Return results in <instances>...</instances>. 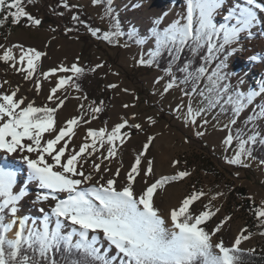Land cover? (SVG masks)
<instances>
[{
	"label": "snow or ice",
	"instance_id": "1",
	"mask_svg": "<svg viewBox=\"0 0 264 264\" xmlns=\"http://www.w3.org/2000/svg\"><path fill=\"white\" fill-rule=\"evenodd\" d=\"M25 2L0 0V27L9 21L18 24L22 18L40 25L41 20L30 15L24 7ZM27 2L31 3V0ZM100 2L93 0V3ZM106 2L105 14L112 17L111 0ZM64 7L68 5L64 4ZM73 20L79 22V17L74 16ZM162 25L163 17L153 21L150 36L154 38L155 50L150 53L152 59L145 61L141 58L139 63L150 65L156 57L168 55L169 67L165 71L170 79L164 91L179 84L190 85L183 95L190 101L192 97L199 96L204 102L203 107L195 109L191 102L187 106L183 103L177 105L176 112L186 107L185 119L188 122L195 124L209 109L219 108L222 113L231 110L229 123L235 125L237 118L256 97H264V82L258 90H242L244 74L234 71L230 64L231 58L246 50V44L258 36L264 37V0H186L185 9L178 18ZM113 28L114 31L103 33L104 40L112 42L114 37L122 35L132 39L137 34L135 28L127 33L121 31L118 20ZM91 31L93 35L100 33L99 28ZM137 43H143V40ZM13 47L21 48L18 59L12 47L0 44L4 49L0 61L16 72L25 73V80H33L37 62L45 54L34 48L23 50L22 46ZM185 51L190 58L176 68L182 73L178 80L173 65L181 60ZM197 57L199 63H195ZM247 59L252 63L261 58L249 55ZM58 71L79 76L84 69L76 64L70 68L61 65L43 73V77L48 79ZM159 79L162 77L157 82ZM71 81V76L60 77L50 89L47 100L53 103L51 107H37L34 101L26 103V97L17 95L19 86L10 94L0 91V153L9 158L17 154L26 165L27 172L24 185L18 187L20 170L0 163V264H243V257L255 251L240 247L249 236L241 233L231 246H225L222 239L213 243V236L231 217H225L211 232L203 227L220 211L218 207L213 210L212 201L222 193L203 204L202 211H196L193 205L207 193L194 190L177 207L169 210L171 226L167 227L160 210L154 205V194L165 184L181 180L191 173L178 171L175 175L160 177L146 188L137 190L134 187L153 137L144 144L134 164L118 184L120 168L113 172L104 161H111L118 155L119 146L129 135L126 129H140V124H129L128 120H123L111 131L106 127L98 130L89 128L78 150L69 147L81 122H91L85 118L84 105L81 104L80 116L57 127L56 113L65 103V98L57 96V92ZM6 83H0V89ZM41 86L38 80L35 81L37 92ZM76 88L79 90L78 84ZM258 107L259 111H253L245 122L252 125L247 139L242 130L237 131L238 151L228 161L231 164H241L242 157L251 156V151L246 148L249 143L255 144L258 138L264 143L255 124L257 120H264V106ZM90 111L93 114L91 118L95 119V114L100 113L102 107L91 108ZM149 121L155 123L151 117ZM207 123L208 120L204 119L203 125ZM196 135L203 136L204 132L198 131ZM233 139L229 132L224 143L231 146ZM97 153L100 162L90 161L89 158ZM178 163L174 161L173 166ZM86 164H90V169L85 167ZM108 172L111 176L105 175ZM143 172L144 183L147 184L146 178L153 173L151 160L146 162ZM32 186L40 191L30 193ZM30 195L34 196V206L50 205L47 210L44 206L38 207L40 216L37 218L19 215L21 202ZM255 214L258 219H264V207L257 208Z\"/></svg>",
	"mask_w": 264,
	"mask_h": 264
},
{
	"label": "rangeland",
	"instance_id": "2",
	"mask_svg": "<svg viewBox=\"0 0 264 264\" xmlns=\"http://www.w3.org/2000/svg\"><path fill=\"white\" fill-rule=\"evenodd\" d=\"M156 1L111 0L113 14L109 17L105 14L108 5L104 4V0L100 3H93V0H31V3H28L26 0L24 7L30 15L40 19L41 24L34 25L26 18H22L18 24L6 22L0 27V44L6 48L12 47L17 59L21 48L13 46H22L23 50L34 48L45 55L37 62L33 80H25V73L16 72L0 61V83L7 81L0 91L10 94L19 86L20 92L17 95L26 97V103L34 101L37 107H51L53 103L47 100L50 89L60 77L71 76L72 81L57 92V96L65 98L63 107L56 113L57 127L63 126L68 119L80 116L81 104L84 105L85 118L91 122H81L76 128V135L69 144L70 148L78 150L89 128L98 130L106 127L111 131L123 120H128L129 124H140V129H126L129 135L125 137L123 145L119 146L118 155L111 161H104L113 172L120 168L118 184L134 164L135 157L143 150L144 144L153 137L142 159L141 173L136 178L134 187L137 190L146 188L162 176L175 175L178 171L191 173L190 176L176 181L154 195V205L160 210L166 226H171L169 210L177 207L194 190L207 193L201 201L193 205L196 211H202L203 204L208 203L217 193H222L223 195L212 201L213 210L218 207L220 211L212 217L213 223L209 232L225 217L231 219L213 236V243L222 239L225 246H231L237 236L243 233L250 238L242 242V249H254V252L264 250V219H258L255 214L257 208L264 207V162L247 155L242 157L241 164L228 162L238 151V141L235 139L237 131L242 130L245 139L251 134L252 125H246L245 122L253 111H259L258 106H264V97H256L240 114L235 125L229 123L231 110L222 113L219 108L209 109L195 124L185 119L186 107L176 112L177 105L181 103L187 106L191 102L195 109L203 107L204 102L199 96L192 97L190 101L189 97L183 95V91L188 90L190 85L179 84L165 92V86L170 79L166 71L153 69L149 72L148 68L156 67V61L150 65L139 63L141 58L145 61L152 59L150 53L155 50L150 28L156 18L163 16ZM64 4L68 7H64ZM74 16L79 17V22L73 20ZM115 16L122 19L125 30L135 28L136 39H142L143 43H133L123 37L115 44L104 43L101 39L102 33L112 27ZM166 24L170 22L164 21V25ZM97 28L100 33L93 35L91 30ZM85 48L88 58L83 55ZM3 51L4 49L0 48V55ZM238 56L239 53L231 58L230 64L234 71L241 72L243 62ZM87 62L94 72L88 75L86 92L77 90L73 82L75 73L58 71L48 79L43 77V73L58 69L61 65L70 68L76 64L82 67ZM97 65L102 67L97 68ZM174 74L178 80L181 79L177 72ZM37 80L42 85L39 92L35 88ZM111 85L117 87L113 88ZM241 88L244 91L258 90L259 86L246 78ZM124 105L129 107L125 108ZM95 107H102L101 112H105V115L96 113V118L92 119L90 109ZM149 117L155 123H151ZM204 119L208 120L206 125H203ZM255 124L260 138H264V120H257ZM198 131H203L204 135L197 136ZM229 132L234 137L231 146L224 143ZM45 136L48 138V134ZM258 143L264 144L258 138L255 144L249 143L246 148ZM98 156L99 153L89 160L100 162ZM148 160L153 162V173L146 178L145 184L143 169ZM174 161L179 163L173 166ZM0 163L19 169L18 187L24 185L26 165L17 154L9 158L0 153ZM104 164L101 165L102 171ZM85 167L90 169V164ZM105 175L111 176V172ZM242 190L246 196L242 195ZM29 191L34 194L40 190L32 186ZM33 198L34 196L30 195L21 202L19 215L37 218L40 216L38 207L44 206L46 210L50 207L47 204L34 206Z\"/></svg>",
	"mask_w": 264,
	"mask_h": 264
},
{
	"label": "trees",
	"instance_id": "3",
	"mask_svg": "<svg viewBox=\"0 0 264 264\" xmlns=\"http://www.w3.org/2000/svg\"><path fill=\"white\" fill-rule=\"evenodd\" d=\"M104 4L105 5H108V3L106 2V0H104ZM116 20L119 21L121 31H123L125 33H127L128 31H130V30H125L123 28L124 23H123L122 19L120 17H118V16H115L114 17L113 24L116 22ZM113 24H112V27L109 30H107L106 32H110V31H114L115 30L113 28ZM152 26H153V24H152ZM103 33H102V37H103ZM136 33H137V31H136ZM120 37H123V38H125L127 40H130L133 43H136L138 41L136 39V36L134 38L130 39L128 37V35H122V36H119V37H114L113 40H112V42L106 41L103 38H101V39L106 44H115V43H117V40ZM83 55L84 56H87V48L84 49ZM86 58H88V56ZM188 58H190V54L187 51H185V53H183L182 56H181V60L176 61L175 64L173 65L174 72H177L176 71V68L179 67L180 64L182 62H184ZM169 59L170 58L168 57V55L166 53L163 54V55H161V56H159V57H156L155 58L156 67H150V68H148L149 69L148 71L149 72H152L153 69H159V70L165 71V69H167L169 67ZM195 63H199V58L198 57L196 58ZM81 68L84 69L83 74H81L79 76L75 75L74 78H73V82L75 83V85H77V84L79 85V90L86 92L88 75L91 72L93 73L94 72V69L92 67H90L89 62H87ZM177 73L182 78V73H179V72H177ZM101 113L103 115H105V112H101ZM56 117H57V114H56ZM248 150L251 151V157L257 159L258 161L264 162V144L258 143L256 145H250L249 148H248ZM175 182H171V183L165 184L162 188H159L154 195H156L159 191L163 190L165 187H167V186H169L171 184H174ZM242 195L246 196V193H245L244 190H242ZM212 223H213V218L211 220L207 221L205 225H203V227H205V230L206 231H209L210 230V225ZM243 264H264V250L256 251V252H253V253H250V254H246L243 257Z\"/></svg>",
	"mask_w": 264,
	"mask_h": 264
},
{
	"label": "bare ground",
	"instance_id": "4",
	"mask_svg": "<svg viewBox=\"0 0 264 264\" xmlns=\"http://www.w3.org/2000/svg\"><path fill=\"white\" fill-rule=\"evenodd\" d=\"M156 3L164 21L172 23L184 11L186 0H157ZM249 55H256L261 59L250 63L247 59ZM238 58L243 62L240 73L244 74L245 79H251L260 87L261 82H264V37L258 36L252 43L247 44L246 50L240 52Z\"/></svg>",
	"mask_w": 264,
	"mask_h": 264
},
{
	"label": "crops",
	"instance_id": "5",
	"mask_svg": "<svg viewBox=\"0 0 264 264\" xmlns=\"http://www.w3.org/2000/svg\"><path fill=\"white\" fill-rule=\"evenodd\" d=\"M123 119H125V113H123Z\"/></svg>",
	"mask_w": 264,
	"mask_h": 264
}]
</instances>
